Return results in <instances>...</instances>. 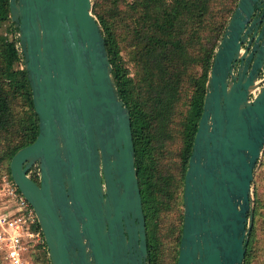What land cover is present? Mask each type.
Returning <instances> with one entry per match:
<instances>
[{
  "label": "water",
  "instance_id": "water-1",
  "mask_svg": "<svg viewBox=\"0 0 264 264\" xmlns=\"http://www.w3.org/2000/svg\"><path fill=\"white\" fill-rule=\"evenodd\" d=\"M92 7L9 0L38 118L10 175L50 264H149L130 112ZM255 10L264 13V0H237L215 49L184 175L176 264L244 261L264 151V19L256 36Z\"/></svg>",
  "mask_w": 264,
  "mask_h": 264
},
{
  "label": "trees",
  "instance_id": "trees-1",
  "mask_svg": "<svg viewBox=\"0 0 264 264\" xmlns=\"http://www.w3.org/2000/svg\"><path fill=\"white\" fill-rule=\"evenodd\" d=\"M236 2L93 0L92 12L102 28L113 76L130 112L149 264L163 263L170 236L166 264L177 262L184 175L215 49ZM9 14V0H0V187L2 181L13 182L9 169L13 154L32 143L38 133L32 93ZM171 154L174 162L167 165L165 159ZM31 178L38 182L36 168ZM255 196L243 264H253L255 256L261 217L257 191ZM174 205L181 210L178 224L163 231L162 218ZM36 229H40L37 222ZM28 255L33 264H50L45 242Z\"/></svg>",
  "mask_w": 264,
  "mask_h": 264
},
{
  "label": "built area",
  "instance_id": "built-area-1",
  "mask_svg": "<svg viewBox=\"0 0 264 264\" xmlns=\"http://www.w3.org/2000/svg\"><path fill=\"white\" fill-rule=\"evenodd\" d=\"M37 218L31 204L13 182L0 187V251L9 264H29L28 252L43 244L41 230H34Z\"/></svg>",
  "mask_w": 264,
  "mask_h": 264
},
{
  "label": "rangeland",
  "instance_id": "rangeland-1",
  "mask_svg": "<svg viewBox=\"0 0 264 264\" xmlns=\"http://www.w3.org/2000/svg\"><path fill=\"white\" fill-rule=\"evenodd\" d=\"M122 56L126 62V65L129 68H131L129 63H128L127 56L124 52L122 53ZM171 157H173L172 154L168 155V158L165 159L166 160L165 164H167V165L173 164L174 159H171ZM263 163H264V151L262 153V156L260 158V161L258 163L257 169L255 171V175H254V186H253L254 207H255V200H256L255 192L257 191V193H258L257 197L260 200L259 203L261 205V207H260L261 217L258 219L259 231H258L256 241H255V249H254L255 256H254L253 264H264V164ZM3 182L4 181H2V183ZM180 213H181L180 208L178 206L175 207V205H174L173 208L171 210H169L165 214V216H163L162 224H161V227H164L163 231L168 230V228H170V227L174 228L178 224ZM182 213H183V207H182ZM172 240H173V236H170L166 240L168 245H167L166 254L164 256V261L162 264H166V262L169 263V253L171 250ZM0 256L2 257L1 251H0ZM26 259L28 260L29 264H33L32 261L30 260L31 258L29 257L28 254L26 255ZM3 260H4V258H3ZM4 262H6V261L4 260ZM4 262H3V264H5Z\"/></svg>",
  "mask_w": 264,
  "mask_h": 264
},
{
  "label": "flooded vegetation",
  "instance_id": "flooded-vegetation-1",
  "mask_svg": "<svg viewBox=\"0 0 264 264\" xmlns=\"http://www.w3.org/2000/svg\"><path fill=\"white\" fill-rule=\"evenodd\" d=\"M254 19H257V20L259 19L256 23V25L258 26V28H256L257 29L256 30V36H257L260 33L262 25H263L264 13H262L261 10H255L252 17H251V20H254ZM251 45H253V42ZM31 173H32V171H31Z\"/></svg>",
  "mask_w": 264,
  "mask_h": 264
}]
</instances>
